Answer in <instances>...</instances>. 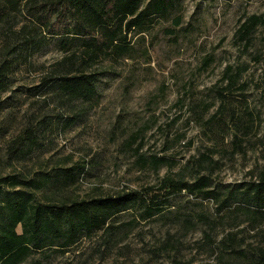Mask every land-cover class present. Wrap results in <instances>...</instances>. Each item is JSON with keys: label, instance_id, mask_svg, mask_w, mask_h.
Segmentation results:
<instances>
[{"label": "rangeland", "instance_id": "374dc122", "mask_svg": "<svg viewBox=\"0 0 264 264\" xmlns=\"http://www.w3.org/2000/svg\"><path fill=\"white\" fill-rule=\"evenodd\" d=\"M252 15L264 21V0H180L168 19L132 34L127 59L99 62L100 97L77 107L63 108L50 94L31 96L21 89L40 84L66 55L55 43L44 48L15 70L11 88L0 94V175L81 167L74 184L39 192L42 202L158 187L201 155L212 162L203 174L219 183L257 178L264 172V23L249 50L236 36ZM178 17L182 23L175 26ZM228 66L248 68V90L236 96L232 110L224 109L229 126L223 131L207 120L220 108L214 87ZM58 112L80 119L70 128L56 123L45 148L32 158L9 157L11 142L29 118ZM156 157L172 166L154 169ZM174 205L175 212L161 219L143 221L134 209L123 212L117 224H138L122 232L116 246H105L100 233L68 250L35 253L21 264H253L231 249L264 253V216L219 213L216 202L185 193Z\"/></svg>", "mask_w": 264, "mask_h": 264}, {"label": "trees", "instance_id": "16d2710c", "mask_svg": "<svg viewBox=\"0 0 264 264\" xmlns=\"http://www.w3.org/2000/svg\"><path fill=\"white\" fill-rule=\"evenodd\" d=\"M179 3L180 0H0V94L11 88L16 69L55 43L66 55L40 84L21 89L31 96L50 94L63 108L94 103L100 97L98 83L103 73L95 69L99 62L127 59L133 51L132 34L146 32L168 19ZM181 23L178 17L175 26ZM263 23L252 15L237 30V39L246 50L253 46ZM247 71L243 66L225 68L214 87L220 108L207 120L208 124L216 121L225 131L229 123L224 119V109L232 110L237 104L233 101L236 96L248 90L243 81ZM78 116L65 117L58 112L29 118L11 142L9 157L17 161L32 158L45 148L56 123L70 128L80 119ZM233 125L239 127L237 123ZM211 164L207 155H201L189 161L180 173L165 177L158 187L77 201L42 202L38 193L50 186L77 182L83 174L78 165L55 167L48 173L38 171L29 177L18 173L0 175V264H21L35 253L68 250L83 237L100 233L105 246H116L121 233L138 224L135 219L117 224L123 212L134 209L143 221L165 218L175 212L174 198L182 193L216 202L219 213L236 210L264 216V172L253 180L226 185L203 174ZM151 165L158 170L172 166L168 159L159 157ZM231 252L250 263L264 264V253L236 247Z\"/></svg>", "mask_w": 264, "mask_h": 264}]
</instances>
